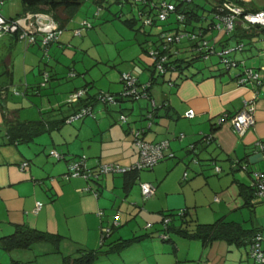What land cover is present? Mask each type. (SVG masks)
Wrapping results in <instances>:
<instances>
[{
    "label": "crops",
    "instance_id": "crops-1",
    "mask_svg": "<svg viewBox=\"0 0 264 264\" xmlns=\"http://www.w3.org/2000/svg\"><path fill=\"white\" fill-rule=\"evenodd\" d=\"M240 1L248 11L264 9V0ZM78 11L65 25L58 42L43 47L37 41L28 50L25 48L23 56L10 55L13 61L10 86H15V92L23 98L22 106L9 102V87L3 93L5 106L22 121L43 119L51 128L47 130L48 136L43 133L32 142L11 144L0 106V264H11L13 260L25 264H61L65 255L75 254L81 247L107 250L109 244L144 235L147 237L101 256L93 264H252L249 256L252 235L237 241L207 243L184 237L177 230L171 232L170 241L155 235L165 227L164 212L185 209L193 220L190 225L178 217L172 220V216L168 225L192 229L196 222L212 223L222 218L241 224L247 231L264 234V200L250 191L254 172L264 169V83L239 84L243 67L221 72L212 65L208 68L210 73L192 70L191 77L177 78L175 84H170V79L177 76L173 72L153 81L149 98L127 99L109 107L97 105L94 116L64 122L81 107V103L67 102L75 90L87 89L83 99L94 97L99 91L118 94L123 89V73H133L138 83H143L147 72L148 81L152 80V60L143 51L133 59V65L117 68V63L112 64L111 69L115 70L108 73V82L102 85L103 89L97 88V81L90 73L93 63L86 62V58L97 62L89 51L97 22L84 34L75 35L72 29L88 19L76 18ZM4 38L10 48L21 44L13 36L1 39ZM65 48L77 50L65 57ZM253 49L255 46L251 45L247 51ZM60 53L67 62L72 59L70 66L61 62ZM82 53L83 71L76 60L81 59ZM243 60L246 67L255 66ZM260 66L264 64L256 67ZM46 72L49 78L44 82ZM72 72L74 75H70ZM25 98L34 105L25 106ZM246 99H253L256 118L253 127L241 134L228 119L217 124L220 116H233L243 110ZM150 111H153V123L143 138L154 142L168 139V156L152 170L140 171L136 183L128 190H125L123 173L105 174L99 181L63 177L74 158H86L90 167L133 164L138 159L133 132L147 126L146 114ZM190 111L194 115L186 116ZM121 112L126 113L127 121L120 120ZM66 127H69L67 136ZM180 134L185 136L182 140L178 138ZM207 134L215 138L209 145L202 141ZM51 149L64 154L65 159L48 156ZM24 161L28 165L22 169ZM214 166H220L221 172L217 173ZM141 182L155 185L152 197H143ZM243 188L250 192L247 198L242 194ZM37 202H42L39 210ZM148 224L152 225L150 233L154 236L142 231ZM18 225H28L57 237L61 235L60 250L55 251L52 242L6 250L1 238L11 235ZM102 227L111 228L104 241Z\"/></svg>",
    "mask_w": 264,
    "mask_h": 264
},
{
    "label": "trees",
    "instance_id": "trees-1",
    "mask_svg": "<svg viewBox=\"0 0 264 264\" xmlns=\"http://www.w3.org/2000/svg\"><path fill=\"white\" fill-rule=\"evenodd\" d=\"M21 1L24 5V13L17 14L16 16H11V17H6L3 13L2 14L8 19L15 20L20 17H23V15H25L27 12H48L51 13L55 18V20L59 23L62 33L65 25L76 14V12L79 10L84 0H21ZM107 1L109 0H93V2L98 6L97 16H100V12L103 10L104 3ZM122 1L123 0H113V2H118V3H121ZM126 1L131 4H136L139 7V12H140L139 18L140 20L143 21V23H141L137 31L144 33V35L146 36V41L139 42V44L141 45L142 50L145 51L152 60V63L150 65L151 66L150 69L152 70V78H151L152 80L147 82L148 98L151 96L149 92L150 86L153 83V81H155L157 78L166 76L168 74L172 75L173 72L174 73L177 72V76L173 79H170V84H175L177 78L183 79L194 75L189 73L192 70L202 71L197 68L191 70V65L193 61L200 58L202 59L204 58L208 60L210 59L212 54H216L219 56L220 62L225 66L226 70H231L234 67L228 68L225 64V59H229L232 60V62H236L235 68L243 67L242 72L238 76L239 78L245 74L246 68H251L254 71H258L259 73H261L260 80L255 81L256 84L261 85L264 83V70L262 69L264 66L246 67L244 64V60H238L236 59L235 56H232L234 52L237 51L243 52L248 50L249 46L251 45L255 46L254 45L255 42L253 41V38L254 37L256 38V35L261 36L264 34V26L259 24H250L244 21L243 15H239L235 17V24L230 32H225L221 23L222 22L221 18L223 16L227 14L228 15L231 14L230 11L222 10L221 6H223L224 3H233L237 6L239 5L242 7V5L240 4L241 3L240 0H126ZM164 3L173 5L174 9L170 10L166 14L165 18H161V12L164 9L163 6ZM3 4H4V0H3ZM244 9L245 12L258 11V10L248 11L246 10V8ZM0 11H1V5H0ZM146 18L150 20L149 24H145L144 21ZM137 20L139 19L135 17L128 18L126 20V23H128L131 27H134ZM218 25L220 27H218ZM93 26L94 24L91 20L83 19L82 21H80L79 25L75 29H73L74 34L80 36L85 32H87V30H89ZM155 28L158 29V30L156 29L157 32H155L154 30ZM216 30L218 31V34H215ZM77 31H79V33H77ZM166 35H174V36L184 35V38L181 40V42L168 44L165 38ZM209 35L211 37H209ZM5 36H13L14 40L16 42H21L24 45V49L26 48L27 50L32 45L36 44L37 41H39L43 47H46L50 43L58 42L60 37L59 35L58 39L49 41L48 43L45 44L43 42L42 34H35L34 35L35 37L32 41H29L28 38H22L20 36V33L18 32L5 33L0 36V39ZM39 36L41 37L40 39H38ZM150 36H154L156 38L153 39L151 43H148L149 40L147 37ZM218 45L220 46V48L218 47ZM230 49H232V51L225 53L226 50H230ZM151 51H159L160 53L159 55L166 56L167 58L166 61L160 62L159 60H154L153 57H151ZM11 54L12 53L9 52L0 61V63L2 64V65L0 64V66L3 67V69L0 71V106L3 113V124L5 125L7 131L9 143L11 144L29 143L34 141L35 138L40 134H42L44 131L49 130L50 123L43 119L22 121L21 119L13 115V111L8 110L7 107L5 106L6 100L4 99H6L5 97L6 95L3 96V93H7L13 81V69H12L13 61L10 56ZM159 62L162 64L161 69H159V67L157 66ZM214 68L217 67L214 65ZM217 69L221 70V68H217ZM221 72H225V71H221ZM44 75H45L44 82H46L49 78V73L46 72ZM70 75H74L73 72ZM121 81L123 83V89L118 94L99 91L98 93H96L94 97L91 96L89 98L83 99L84 96H86L88 93L87 89L75 90L71 92L68 96L67 102L69 104H73L75 102L78 104L81 103V107L69 119L67 120L64 119L63 121L64 122L67 121L71 123L73 120L81 119L86 116H94L95 107L97 105L103 107H109V106L119 105L121 104L122 101L127 99L131 101L138 100V99L122 96V92L125 90V83L123 82L122 78ZM248 81H254V80H248ZM142 84L143 83H138L137 80L136 85L138 87H141L140 85ZM80 91H82V94L77 98L76 101H69L70 97L73 94ZM108 95L114 98V102H110V100L107 98ZM152 104L153 107L156 109V104L154 99H152ZM84 110H86L87 113L83 115ZM149 113L151 116L147 117ZM121 115L125 116L126 117L125 121H127L128 116L126 115V113L121 112L119 116L120 120H121ZM153 118H154L153 111H150L146 114V120L148 124L145 127H140L143 129V133L146 131L147 128H150L152 126ZM121 121L124 122L123 120ZM222 123L219 122V118H218L217 124L221 125ZM143 133H142V137H143ZM180 136L181 134L178 136L180 140H182L185 137L183 136V138H181ZM163 140L168 142V145L165 149V156H164L165 158L168 156L167 149L170 143L168 139H163ZM202 141L203 142L205 141L206 144L209 145L215 141L214 135L213 134L204 135ZM149 142H154V141H149ZM191 148H193V145ZM51 150H55L59 154V158L51 155L50 154ZM51 150L49 151V153H47L48 156H51L55 159H65L64 154L58 152L56 149H51ZM81 160L86 162V164L88 165V169L92 173L97 171L100 165H103V164H98L96 167H90L88 164V160L86 158H74L69 162L68 171L67 173L63 174V177H66V175L68 174L69 167L71 166L72 163ZM193 160L197 162L196 158H194ZM135 162L130 166H123L130 169L127 170L126 172H120L124 174L125 190H128L134 183H136L140 171L152 170L155 167L154 166L152 169L138 170L132 167L135 164ZM24 163L28 165V162L24 161L21 163V166ZM214 168L217 173L221 172L220 166H214ZM217 168H220V170L218 171ZM262 171H264V169L254 172L253 182L256 179V175L261 173ZM104 175L105 174L100 175L98 179L93 177H88V178L84 177V178L86 180L99 181ZM187 175L188 174L186 172L185 177H187ZM70 177L72 176H69L68 178ZM253 182L250 187V191L251 194L257 196L255 194ZM242 194L247 198L250 192L246 191V189L243 188ZM257 198H259L260 200H264L258 196ZM170 216H172V220L178 217L180 218L181 221H183V223L188 225H190L193 221L192 218H190L188 210L186 209L181 210L180 212H176L172 210L166 211L163 214V220H165L166 217H170ZM173 230L174 231L177 230V232L183 235L184 237L199 239L204 243L210 241H216V240L237 241V240H241L243 237L246 236L248 237L252 235L249 240V256H250V245L252 239L257 232H261V231H255V232L247 231L242 227L241 224L237 222L227 221L225 219L220 218L219 220L212 223L196 222L192 229H189L186 226L177 227V226L167 225L163 229L159 230L155 236L163 241H170L171 232H173ZM149 236H154V235L152 233H149ZM146 237L147 235L123 239L119 243L109 244L110 248H108L107 250H103L101 248L89 249V248L81 247L77 250L75 254L65 255L61 264H93L99 257L104 255H109L111 252H117L120 249L128 246L132 241L141 240ZM60 238L61 235L60 236L58 235L57 237L46 231H41L35 228H31L28 225H18L15 231L11 235L2 237L1 241H2V247L9 251L14 250L15 248L17 249L29 248L38 242H52L56 248L55 251L58 252L60 250L59 249ZM106 238H107V234H102L103 241ZM251 260L253 264V259L251 258ZM11 264H25V263L19 260H13Z\"/></svg>",
    "mask_w": 264,
    "mask_h": 264
},
{
    "label": "built area",
    "instance_id": "built-area-1",
    "mask_svg": "<svg viewBox=\"0 0 264 264\" xmlns=\"http://www.w3.org/2000/svg\"><path fill=\"white\" fill-rule=\"evenodd\" d=\"M3 4V0H0V5ZM164 9L161 12V18H165L166 14L174 9V6L171 4H163ZM222 10L230 11V15H225L221 18V23L225 32H230L235 24V17L239 15H243V20L250 24H259L264 26V9L258 10L255 12H245V9L241 6H237L233 3H224ZM145 24H149L150 20L145 19ZM218 27H220L218 25ZM8 32H18L22 38H28L29 41L34 39L35 34L43 35V42L46 44L49 41H53L58 39V36L61 33V28L59 23L55 20L53 15L48 12H27L23 17H20L15 20H11L6 18L2 12L0 11V36L8 33ZM79 33V31H77ZM189 35V34H188ZM168 44L178 43L184 38V35H166L165 36ZM232 51L226 50L225 53ZM159 51H151V57L154 60H159L160 62L166 61V56L159 55ZM158 63L157 66L159 69L162 68V64ZM225 64L228 68L235 67L236 62H232V60L225 59ZM264 70V67L262 68ZM261 73L258 71H254L251 68L245 69V74L239 78V84H243L248 80L259 81ZM122 80L125 83V90L122 92V96L134 98V99H142L148 98L147 87L148 84H142L141 87L136 85L137 77L133 73H124L122 75ZM82 94V91L73 94L69 101H76L77 98ZM110 102H114V98L110 95L107 96ZM264 98V93H263ZM83 115L87 113L86 110L83 111ZM189 117H192L194 114L190 111L186 114ZM80 116V115H79ZM150 113L147 117H150ZM230 120L234 129L239 133L245 132L247 129L253 127L256 124L255 118V107L253 104V99L244 100V108L233 116H228L224 114L219 117V122L222 123L225 120ZM121 120L125 121L126 117L121 115ZM143 129L137 128L134 131V143L138 149V159L135 164L132 166L138 170L143 169H152L160 160H162L165 156V149L168 145V142L165 140L158 142H149L143 139L142 137ZM183 134H181V138H183ZM50 154L59 158V154L55 150H51ZM27 164L24 163L21 167L25 168ZM130 168L123 167L116 163L111 164H103L100 165L97 171L90 172L88 169V165L85 161H76L71 164L69 167V172L66 175V178L69 176L80 177L83 176L85 178L93 177L98 179L100 175L107 173H120L126 172ZM219 171L220 168H217ZM142 189V194L145 199L152 197L155 194L156 188L152 183L142 182L140 184ZM253 187L255 189V194L264 199V171L256 175V179L253 182ZM98 195V192H95ZM42 206V202H37L36 209L39 210ZM100 215L103 214V211L99 212ZM169 217H166L164 220V226L166 227L169 223ZM118 225V222L116 221ZM151 224L147 225L151 227ZM103 234H108L111 231L110 227H102L101 228ZM250 256L253 259V264H264V234L262 232H257L253 237L251 245H250Z\"/></svg>",
    "mask_w": 264,
    "mask_h": 264
},
{
    "label": "rangeland",
    "instance_id": "rangeland-1",
    "mask_svg": "<svg viewBox=\"0 0 264 264\" xmlns=\"http://www.w3.org/2000/svg\"><path fill=\"white\" fill-rule=\"evenodd\" d=\"M111 2V3H110ZM2 13L6 17L16 16L17 14L24 13V5L21 0H4V4L1 5ZM97 10L98 6L93 2V0H84L76 18H88L89 20L94 22H97V25L94 27V30H96V35H94V40H92L91 48L89 51L94 54L92 57H95L97 62L93 61L90 58H86V62L89 63V61H92V66L90 69L91 75L96 79L97 84L96 87L99 89H103V84H106L108 82L107 75L108 73L114 72L115 69L111 65L117 63L118 67L120 66H126V65H133L134 61L133 59L139 56L141 53L143 54V50L141 48V45L139 42H145L146 36L142 32H138L137 29L143 23L142 20H140V12L139 7L136 4H131L127 2L126 0H123L121 3L113 2V0H109L104 3L103 10L100 12V16H97ZM137 18V22L135 23L134 27H131L128 23H126V20L128 18ZM155 28V32H157ZM72 32L74 30L72 29ZM154 32V31H153ZM154 32V33H155ZM215 34H218V31H215ZM256 35V38H253V41L255 42V49L248 52L247 50L244 52L237 51L232 54V56L237 57H244L248 63V65H255L253 67L259 66V64H264V55L262 54L264 51V34ZM76 37V36H75ZM209 37H211L209 35ZM3 38V37H2ZM149 42L156 37L150 36L147 37ZM6 38L0 39V61L9 53L11 52L13 57H18L20 54L23 56L25 49L24 45L21 43L16 47H9V43H7ZM147 44V43H146ZM148 45V44H147ZM220 48V46L218 45ZM77 49L65 48V57L73 54ZM20 53V54H19ZM186 55V54H185ZM81 59L77 63L78 68L84 70L83 64H82V55H79ZM58 57H60L61 62H65V66L71 65V60L66 61L63 54H58ZM104 58V59H103ZM238 58V57H237ZM239 60H243L241 58H238ZM65 60V61H64ZM1 64V63H0ZM215 65L217 68H221V71H227L225 66L220 62V58L216 54H212L210 59H196L193 61L191 65V70L195 68H200V70L209 73V66ZM2 65V64H1ZM44 65V62L42 63ZM78 68L75 67L76 71H78ZM3 69V67L0 66V71ZM234 69H236L234 67ZM108 71V72H106ZM17 74L19 73V70L16 68ZM67 72V71H65ZM104 73V75H101V73ZM82 73V72H81ZM176 73V72H175ZM174 73V74H175ZM109 76V75H108ZM149 74L146 72V76H143L142 80L144 81L143 84H146L149 82ZM15 84L17 86L18 82V75H16ZM11 87V86H10ZM9 102H14L13 104L16 106H22L20 101L22 100L23 96L18 95L15 90L16 87H11L9 89ZM94 91L96 89L93 88ZM34 102H32L30 99L25 98L24 105H31ZM34 105V104H33ZM8 108V105H7ZM77 121V120H75ZM69 127L65 128V135L68 134ZM53 130V129H52ZM44 136H48L49 132L44 131ZM42 133V134H43ZM72 141V140H71ZM145 173V172H143ZM146 221V219L141 220ZM151 227L143 228L144 233H150Z\"/></svg>",
    "mask_w": 264,
    "mask_h": 264
}]
</instances>
